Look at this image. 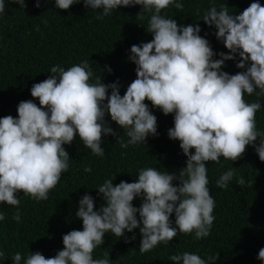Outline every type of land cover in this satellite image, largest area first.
<instances>
[{
  "label": "clouds",
  "instance_id": "9594fccd",
  "mask_svg": "<svg viewBox=\"0 0 264 264\" xmlns=\"http://www.w3.org/2000/svg\"><path fill=\"white\" fill-rule=\"evenodd\" d=\"M8 2L21 9L26 6L25 0ZM80 2L54 0V8L68 10ZM82 3L98 13L97 19L111 15L118 7L139 5L137 16L151 12L147 33L152 38L130 47L127 59L135 65V79L122 96L118 82L104 84L101 75L93 78L88 60H81L67 68L52 65L48 71L51 75L31 86L30 95L39 106L33 100L21 101L15 118L0 117V203L17 207L12 219L19 221L18 192L36 201L46 200L61 174L67 172L70 159L63 145L70 144L74 137L92 155L100 157L105 154L102 135L115 136L121 148L142 145L147 137L155 136L156 117L145 100L162 114H172L173 126L167 136L179 141L186 157L185 167L178 175L153 167L140 168L135 182L121 180L115 186L113 179H104L96 188L103 199L101 207L94 210L93 198L87 192L78 200L75 217L81 221V230L63 234V247L53 257L29 252L23 264H110L108 253L93 258V250L104 243L108 232L121 237L139 228L141 254L158 244H169L178 233L192 234L196 240L205 238L215 219L207 162L219 163L220 157L233 162L246 146H252L264 162V131L257 128L255 120L261 104L243 99L253 93L264 95V6L258 0L235 15L228 12L227 6L217 7L214 3L201 13L200 20L215 29V38L227 54L213 52L208 40L199 34V24L178 25L175 19L162 14L169 6L181 10L180 0ZM5 6V0H0V14ZM33 6L39 8L40 0H35ZM214 55L219 58L214 59ZM236 57L235 67L243 71L228 74L221 70L225 61ZM106 70L111 73L110 68ZM106 114L123 130L126 142L105 121ZM84 172H91V168L86 166ZM233 176L232 169L224 171L216 187H226ZM173 181H177L175 186ZM236 185L243 187L246 182L239 178ZM134 198L142 201L138 208L132 204ZM173 214L174 226L169 219ZM2 220L4 213L0 212ZM21 259L19 251L11 256L12 264H21ZM167 259L173 264L211 261L188 251ZM256 259L264 264V247Z\"/></svg>",
  "mask_w": 264,
  "mask_h": 264
},
{
  "label": "trees",
  "instance_id": "16d2710c",
  "mask_svg": "<svg viewBox=\"0 0 264 264\" xmlns=\"http://www.w3.org/2000/svg\"><path fill=\"white\" fill-rule=\"evenodd\" d=\"M180 2L181 10L169 6L162 14L175 19L178 25L199 24V34L208 40L213 52L227 54L222 42L215 38V29L200 20L201 13L214 3L217 7L227 6L228 12L235 15L253 0ZM258 2L264 6V0ZM34 3L35 0H25L26 6L21 9L5 0L4 13L0 14V117L15 118L16 106L21 101L33 100L39 106L38 100L30 95L31 86L49 77L52 65L67 68L81 60H88L93 78L101 75L104 84L118 82L122 96L135 79V65L127 59L130 47L152 38L147 33L151 12L137 16L141 11L139 5L118 7L111 15L97 19L98 13L85 8L82 0L68 10L55 9L54 0L47 3L40 0L39 8ZM216 58L219 57L214 55ZM238 59L225 61L221 70L228 74L243 71L235 67ZM106 68L111 69L110 74ZM243 99L260 102L255 120L257 128L264 131V95L257 97L253 93ZM144 103L156 117L155 136L147 137L142 145L121 148L115 136L102 135L101 147L105 154L100 157L92 155L74 137L70 144L63 145L70 159L67 172L61 174L46 200L36 201L18 192L19 221L12 219L17 207L0 203V212L4 213V220L0 221V251L4 253L0 264H12L11 256L17 251L21 253V264L29 252L39 251L45 258L53 257L63 247L62 235L82 228L81 221L75 217L79 198L87 192L93 198L94 210L102 206L103 199L96 188L104 179H113L114 186L121 180L135 182L138 170L144 167L179 174L185 167L186 157L179 141L167 136V130L173 126V116L152 108L147 100ZM105 121L121 135V141H127L123 130L107 114ZM86 166L91 172H84ZM206 167L208 188L215 202L212 213L215 219L207 237L196 240L192 234L178 233L169 244H158L141 254L139 228L121 237L108 232L104 243L93 250V258L108 253L110 264H173L167 259L170 255L188 251L211 260L209 264H261L256 256L264 247V162L252 146H246L235 161L220 157L219 163L209 161ZM228 169L233 170V179L222 189L216 187V180ZM239 178L245 180V186L236 185ZM141 202L134 198L132 204L138 208ZM169 219L174 226V214Z\"/></svg>",
  "mask_w": 264,
  "mask_h": 264
}]
</instances>
